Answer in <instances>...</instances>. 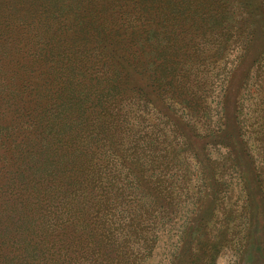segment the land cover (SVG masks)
<instances>
[{
  "label": "trees",
  "instance_id": "obj_1",
  "mask_svg": "<svg viewBox=\"0 0 264 264\" xmlns=\"http://www.w3.org/2000/svg\"><path fill=\"white\" fill-rule=\"evenodd\" d=\"M190 2L45 0L41 23L0 27L22 48V91L36 101L21 107L18 126L0 132V147L14 137V173H27V185L0 184L13 203L10 221L27 226L15 230L6 264H20L24 246L21 264H210L215 245L227 244L219 196L232 184L224 177H247L248 162L264 179V65L259 88L246 73L239 89L240 62L219 67L214 106L210 63L200 62L213 44L225 56L234 43L219 40L228 1ZM195 14L201 24L184 29ZM203 26L202 36L185 41V30ZM252 90L260 93L254 109ZM220 147L230 163L216 164ZM245 199L241 214L234 205L225 212L250 219L256 199Z\"/></svg>",
  "mask_w": 264,
  "mask_h": 264
},
{
  "label": "rangeland",
  "instance_id": "obj_2",
  "mask_svg": "<svg viewBox=\"0 0 264 264\" xmlns=\"http://www.w3.org/2000/svg\"><path fill=\"white\" fill-rule=\"evenodd\" d=\"M35 1L36 2H33V0H0V27L4 28L6 25L10 24L11 21L18 19L25 23L26 27L27 23L35 22L39 24L41 23V19L44 21L45 15L42 11V5L45 0ZM186 1L190 2L191 0ZM227 1L228 2L224 6L228 15L226 16L225 23L221 25L222 29L219 30L222 36L219 40L228 38L229 41L227 44H230L231 41H234V43L227 49L225 56L216 55L218 44H213L209 47L210 51H207L205 54L203 53L200 62V65L210 63L208 77L211 81H214L215 89L213 96H211L209 100L214 106L220 99L219 84L220 77L223 75V70L219 71V67L220 69L225 67V70H230L240 62L235 81V87L239 89L240 86H242V80L246 73H251V76H253L252 73H255V77H252L250 82H255L254 86L257 88L258 85L259 88V83L255 81L257 80V69L260 70L264 65V14L262 9L264 0ZM195 2L198 6H203L201 2H206V4L212 3L211 7H221L217 0H192L193 4ZM175 4L177 5L176 2ZM184 4L186 5L185 7L188 6L186 2H184ZM191 5L192 4H190V6ZM197 18H199L197 14L190 16L189 19L184 22V29L194 24H196V28H198V25L201 23L196 22L198 21ZM207 24H209V22L205 23V25ZM203 28H206V26L195 30V34L193 33L192 35L190 33L184 34L187 31L185 30L183 38L185 41L197 39L204 34ZM227 28L229 29L228 32H226ZM15 31L18 33V30ZM222 31L225 33L224 37ZM22 32H25L23 36H27L28 40L29 32L26 33V30ZM10 35L11 34H8L6 29L2 30L0 35V132L9 131V129L19 125L20 119L17 118V116L19 111H23L21 108L22 106L26 108L27 106H31L32 108L36 107V101L28 103L26 93L22 91V81L28 78L27 66L19 67V65H21L19 62L25 63V60L22 59V48L19 51L14 48L17 46V41H12V39H16V36L12 38ZM209 52L210 54H208ZM248 98V105H250L248 108L252 107L254 109L255 104L260 98V93L258 97L256 92L252 90ZM236 101L231 102L233 109L237 107ZM233 109L231 111H233ZM7 139L5 145L0 147V184H5L7 188V185L11 186L13 182L22 180L27 185V173L23 174L26 179H21L19 173H14L18 165V163L15 162L16 160L11 158L10 152L11 140L14 139V137H7ZM234 146L240 151V147L237 144ZM220 148H217L216 151H213L215 148H208L206 153H211V151H213L214 153L211 156L217 154V165L221 162L225 163V161L226 163H230L228 159L224 161L226 157L221 155L224 149L222 147ZM247 169H249L247 177L239 178L238 176H234L230 178V174H227V176L224 177L226 179L222 181L223 183L232 184V187L228 190L229 192H224L223 195L219 196V198L221 197L219 208L224 212V217L226 218L223 223L224 228L229 225L230 232L233 234L229 233L227 235V244L219 243V245H215L213 252L208 256V259H211L210 264H264L261 262L262 258H264V189L261 185L264 184V179L262 180L263 183L259 181L252 167H249L248 162L246 166V170ZM246 186H248V189ZM247 195H250L251 199L255 198L256 200H251L252 208L247 210L250 219L245 220L244 217L237 218L236 215L243 212L242 208L243 210L247 209V207L244 208ZM8 201L9 200H6L0 195V206L2 207V209L0 207V221H3L0 222V264H6L5 259L7 255L10 254L12 246L14 245L12 241L14 240L15 230L22 227L23 231L24 228L27 227L26 224H16V220L12 221L13 223L10 221L7 214ZM211 201L210 208L207 212L209 213L208 222L211 218L209 211L212 210L215 199ZM12 205V201H9V206ZM231 205H234L238 209V214L232 215L230 212H225ZM7 225H10L9 229H6L8 227ZM243 231H245L244 234L246 237L243 238L244 242L241 245V249H237L240 247L239 243L244 235ZM231 234L235 236L233 239L230 237ZM234 240L238 241L236 245H233ZM25 249L26 246L22 247V250L16 252V256L20 259V264L23 262L24 255H26L24 252ZM205 263L207 264V261H205Z\"/></svg>",
  "mask_w": 264,
  "mask_h": 264
}]
</instances>
